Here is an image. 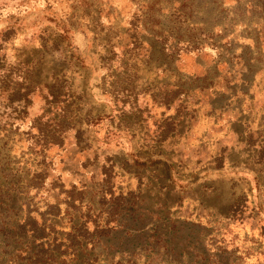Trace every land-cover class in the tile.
Instances as JSON below:
<instances>
[{"label":"rangeland","instance_id":"obj_1","mask_svg":"<svg viewBox=\"0 0 264 264\" xmlns=\"http://www.w3.org/2000/svg\"><path fill=\"white\" fill-rule=\"evenodd\" d=\"M0 264H264V0H0Z\"/></svg>","mask_w":264,"mask_h":264},{"label":"trees","instance_id":"obj_2","mask_svg":"<svg viewBox=\"0 0 264 264\" xmlns=\"http://www.w3.org/2000/svg\"><path fill=\"white\" fill-rule=\"evenodd\" d=\"M28 222H24L21 224L20 226V231L21 228L26 231H29V230H26V225H27ZM30 223V222H29ZM30 228H33L31 229L32 230V236L35 238V239H42L43 243H44V239H45V236H47V232L44 228H40V227H35L34 223H30ZM40 230V231H39Z\"/></svg>","mask_w":264,"mask_h":264}]
</instances>
